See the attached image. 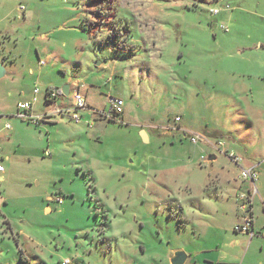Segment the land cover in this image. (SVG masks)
Instances as JSON below:
<instances>
[{"label": "rangeland", "instance_id": "374dc122", "mask_svg": "<svg viewBox=\"0 0 264 264\" xmlns=\"http://www.w3.org/2000/svg\"><path fill=\"white\" fill-rule=\"evenodd\" d=\"M221 2L0 0V264H156L206 242L223 264H264V113L251 105H264V49L235 55L260 28L258 0ZM236 80L255 97L235 93ZM66 85L99 111L122 99L124 112L21 118L36 88L34 115L69 108V98L44 101ZM252 166L263 226L253 240L234 231L235 191L252 189L242 180Z\"/></svg>", "mask_w": 264, "mask_h": 264}, {"label": "built area", "instance_id": "2783aa9c", "mask_svg": "<svg viewBox=\"0 0 264 264\" xmlns=\"http://www.w3.org/2000/svg\"><path fill=\"white\" fill-rule=\"evenodd\" d=\"M226 6L222 9H216L214 11V15H219L223 9H228ZM24 10V9H23ZM41 65H44V62L41 61ZM41 94L39 88L34 90L33 100L30 102L20 103L18 105L19 115L23 120H27L28 122H34L37 126L43 125L47 126L53 117L59 116L61 119L68 115L72 120L76 122L81 121V117L78 113H82L83 111H89L92 115H96L99 117H103L105 119L111 120L115 117H118L123 114L125 103L122 99L111 98L109 101L111 107L108 111H99L97 109L89 107L87 104L86 96L81 93L80 87L75 85L70 89L69 98L72 101V105L65 109L63 107H56L55 112L52 114L45 113L44 115L36 116L34 115V104L38 102V96ZM63 96L62 91L57 90H48L46 92V101L50 103L56 102L57 99H61ZM181 118H176V123H180ZM6 130H10L11 126L9 124L5 125ZM191 142L193 144H198L200 142H208L204 137L200 136H191ZM224 143H219V147L223 148ZM228 158L237 166H240L242 160L238 157L234 152L226 153ZM0 172H4V167L0 165ZM242 180L245 182L252 183V189L248 191L246 194H242L240 196V213L242 215V221L235 226L234 231L239 234L247 235L250 239H254L257 234L255 231V219L253 216V202L254 198L258 194L257 182H258V174L257 167H253L250 169H243L242 172ZM264 237V233L261 234Z\"/></svg>", "mask_w": 264, "mask_h": 264}, {"label": "crops", "instance_id": "0c3cea01", "mask_svg": "<svg viewBox=\"0 0 264 264\" xmlns=\"http://www.w3.org/2000/svg\"><path fill=\"white\" fill-rule=\"evenodd\" d=\"M219 1H220V3H222L221 2L222 0H219ZM220 9H222V8H220ZM225 10H227V9H225ZM234 12H232V13H228V12L227 13H224V15L222 16L223 19H221V20H218L217 19V22L218 23H216L214 29L215 30H218V27H219V24L220 23L225 22V21H230L232 19V15H233ZM250 14H251V16H253V17L257 18L258 20H260V22H261V23H255L254 29H257L258 27H260V28L257 31H255L254 34H249L248 35V40H250L252 43L251 44H241V45H238V52L235 53V55H237L238 57L245 58V60L247 62H248V58L246 59V57H245V55L247 53L253 52V51L260 52L262 49H264V27H263V25H264V0H258V2L255 5L254 12H251ZM235 55L229 54V57H228L229 60H232V59L234 60L235 57H236ZM1 62H3V61H1ZM241 62L245 63L244 61H241ZM3 63L5 64L6 62H3ZM242 75L243 74H240L238 77H243L244 75L243 76ZM244 77H246V76H244ZM260 77H261L262 80H264V70L261 72ZM241 83H242L241 81L236 80L231 85L232 86L231 89L235 93L237 91V94H239L242 97V99H243L244 96L248 97L249 95H253V97H255V94L253 92V88H251L252 84L250 85V84L247 83L248 84L247 85L248 87H246V84L244 85L243 83L242 84ZM71 88H72V86H71ZM48 90H51V89L50 88L47 89L45 91V93H44V101L45 102H47L46 101V92ZM249 93H252V94H249ZM31 100H29V101H31ZM38 101H39V99H38ZM255 102L256 101L252 99L251 105L255 106L256 108L258 107V109H260L264 113V105L259 104V106H256L257 104H255ZM89 107H91V106H89ZM33 112H34V110H33ZM4 131H6L5 127H4ZM233 142L236 143V141H233ZM227 151L228 152H230V151L234 152L233 149H230V150H227ZM211 157H215V156H210V158ZM210 158L208 160H210ZM215 160H217L216 157L212 161H215ZM212 161H210V162H212ZM253 167H256V166H252L250 168H253ZM243 183H249V182L243 181ZM249 184L252 187V183H249ZM249 190H250V188L247 189V190L246 189L243 190V186H240L235 191L236 202H237V207H238V209H237L238 210V212H237L238 223H240L242 221V215H241L240 210H239V207H240L239 199H240V196L242 194L248 193ZM255 198H254V202H253V216H254V219H255V231H256V233H259V231L262 230L261 228H263V226H258L257 221H256V204H255ZM182 213H183V219L186 222H190V220L188 218L189 217L188 216V212L186 211V209H183ZM199 227L200 226H198L197 224L194 225L195 233H197V228H199ZM243 236H245V235H243ZM251 240H253V239H251ZM196 245L197 244H194V245L193 244H190V245H187L185 247L172 248L171 251H169L168 253H166L165 258L163 256H155V257L153 256V257H151V260L156 261V264L158 262H159V264H172L171 263V260L173 259L174 254L177 251H183L188 256V259H187L186 264H189V260L192 261L193 264H223L224 263V262H222L223 260H221L220 258H218V254L217 255L215 254L214 255V258H211V256H208V254H212V252H213L211 249H209L208 242H206L205 244H203V245H205L204 247H203V245L196 247ZM198 250H200V251H198Z\"/></svg>", "mask_w": 264, "mask_h": 264}, {"label": "water", "instance_id": "95a60500", "mask_svg": "<svg viewBox=\"0 0 264 264\" xmlns=\"http://www.w3.org/2000/svg\"><path fill=\"white\" fill-rule=\"evenodd\" d=\"M6 76H7V68L4 65V63L0 61V80L5 78ZM70 89H71L70 85H66V86H64L62 88L61 91H62V94H63L64 97H69ZM144 137L148 141V137H147V135L145 133H144ZM214 159H215V157H211L209 161H212ZM187 259H188V256H187V254L185 252L177 251L174 254L173 259L171 260V263L172 264H186Z\"/></svg>", "mask_w": 264, "mask_h": 264}, {"label": "trees", "instance_id": "16d2710c", "mask_svg": "<svg viewBox=\"0 0 264 264\" xmlns=\"http://www.w3.org/2000/svg\"><path fill=\"white\" fill-rule=\"evenodd\" d=\"M47 103H50V102H47Z\"/></svg>", "mask_w": 264, "mask_h": 264}]
</instances>
